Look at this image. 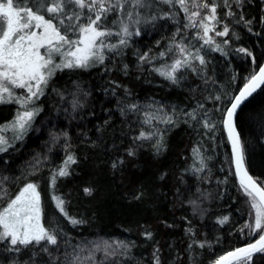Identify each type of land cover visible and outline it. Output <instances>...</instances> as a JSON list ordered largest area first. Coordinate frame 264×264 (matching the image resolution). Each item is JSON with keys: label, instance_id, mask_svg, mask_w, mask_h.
<instances>
[{"label": "trees", "instance_id": "trees-1", "mask_svg": "<svg viewBox=\"0 0 264 264\" xmlns=\"http://www.w3.org/2000/svg\"><path fill=\"white\" fill-rule=\"evenodd\" d=\"M229 3L234 17L225 15L228 8H218L221 23L229 27L222 52L192 40L178 5L160 4V14L179 15L142 20L140 35L125 38L118 54L107 49L103 64L57 71L35 100L40 111L22 138L13 137L0 152V211L26 184H36L41 223L58 243L47 245L48 252L37 246L19 254L0 244V264H156L157 257L159 264H214L258 237L244 227L253 224L254 209L235 176L223 118L264 59V0ZM241 15L252 23H236ZM182 36L189 51L200 48L206 65L191 59L174 84L157 69L181 55L175 44ZM133 104L137 108L130 110ZM16 109L13 102L0 103V124ZM205 112L213 130L204 127ZM236 127L245 165L264 187V85L242 104ZM141 132L159 135L136 139ZM157 140L164 145L159 153ZM129 149L135 156L127 155ZM69 155L76 163L60 177ZM53 197L65 201L67 216ZM69 218L82 222L74 225ZM251 264H264V254H254Z\"/></svg>", "mask_w": 264, "mask_h": 264}, {"label": "snow or ice", "instance_id": "snow-or-ice-1", "mask_svg": "<svg viewBox=\"0 0 264 264\" xmlns=\"http://www.w3.org/2000/svg\"><path fill=\"white\" fill-rule=\"evenodd\" d=\"M243 0H236L239 7ZM168 5L170 9L179 6L184 13L186 23L183 29L197 30L195 38L203 40L204 44L213 45L215 41L209 35L215 31L216 24L221 23L218 17V8L226 7L227 17H234L236 13L231 10L229 0H0V103L15 101L22 107L33 103L44 95V89L49 81L56 75L57 71L64 69H86L96 63L103 64L105 60L104 49L114 54L120 46L127 44L124 36H131L129 25L145 23L161 19H174L179 13L173 11L160 14L159 5ZM243 21L250 25L251 20H244L240 16L236 23ZM179 24V21H176ZM212 22V23H210ZM118 27L119 31L113 29ZM251 31V28L248 29ZM123 34V35H122ZM177 34H182L181 28H177ZM217 36H227L229 27L223 24L222 31H215ZM121 36L117 44H106L105 38L109 36ZM135 35H140L139 29ZM191 39V38H189ZM175 44V47L183 56L176 59L166 71L157 69L161 75L179 83L176 73L183 67H191L190 59L198 60L200 65H206V61L200 55V48H196L195 54L188 51V45L183 42ZM44 49V52H41ZM172 48H169L171 51ZM215 51L222 52L220 45L216 44ZM237 51L252 56L247 48ZM166 53H160L164 56ZM61 57L57 63L55 57ZM147 53L140 57L143 61ZM127 65H125V69ZM196 71L195 68L192 69ZM264 85V65L259 71L252 75L239 94L231 102L226 111V119L223 125L228 132L231 141L232 153L235 163V176L238 177L239 185L243 192L251 198V207L254 209V224H245L253 233L258 235L253 243L220 256L214 264H251L254 254H264V187L258 183L245 166L244 148L241 143L240 134L237 132L234 117L242 103L252 95L258 88ZM15 89L26 90V95H17ZM215 99H219L216 97ZM137 105L129 106L130 110L136 109ZM203 109L204 105L200 104ZM40 109L18 112L12 122L13 128H18L22 134L30 126V122L39 113ZM195 119L193 113H187ZM172 123L171 119L165 121ZM204 127L209 130L215 128L205 112ZM158 133L145 134L141 132L136 139H151ZM7 141L0 137V152H6ZM157 153L163 150L162 141L157 140L155 144ZM135 151L129 149L128 156H135ZM76 163L73 156L69 155L64 166L59 169L58 175L64 177L69 175L68 166ZM123 164V160L113 163ZM56 175L53 176V183ZM163 179V177H161ZM264 183V182H262ZM86 194H91L92 189L85 188ZM57 208L67 216L64 205L65 201L59 197H53ZM195 203V202H193ZM41 198L37 185L28 183L12 199L7 207L0 211V244H5V251L19 254L22 248L41 247L48 252L47 245H56L58 238L50 233L41 223ZM72 224L81 223L69 218ZM228 217H224L220 223H224ZM243 231V229H241ZM151 237V232L145 233ZM191 247V245H189ZM203 247V244H201ZM13 264H16L13 261ZM156 264H159L157 257Z\"/></svg>", "mask_w": 264, "mask_h": 264}, {"label": "rangeland", "instance_id": "rangeland-1", "mask_svg": "<svg viewBox=\"0 0 264 264\" xmlns=\"http://www.w3.org/2000/svg\"><path fill=\"white\" fill-rule=\"evenodd\" d=\"M212 23V22H210ZM223 24L224 23H218L216 24V28H215V31H222L223 30ZM138 29V24H131L129 25V31L131 32H136V30ZM114 31H119V28L116 27L113 29ZM196 31L197 30H194L192 29L191 33H192V40L195 41V42H199L200 44H204V41L203 40H198L195 38V34H196ZM215 31L213 32H210L209 35L213 38V40L215 41V44L213 45H210L211 47L215 48V45L218 44L220 46H223L225 43H226V40L224 39V36H217L215 34ZM123 35V34H122ZM128 36H124L123 38H127ZM115 39H117L118 41L121 39V36H109V37H106L105 38V43L106 44H113V42L115 41ZM192 42V41H191ZM207 45V44H206ZM191 44H188V48H190ZM107 50L104 49V52ZM189 51V49H188ZM195 50L194 49H190V52H192L193 54H195L194 52ZM41 52L43 53L44 52V49H41ZM56 59V62L59 63L60 62V59L61 57L57 56L55 57ZM176 59H183V56L180 55L178 56L177 58H175L169 65L165 66L164 67V70H168L170 68V66L172 65V63L176 60ZM191 60V59H190ZM15 93L17 95H26V90H23V89H15ZM13 103H15L17 109H16V114L14 115V117L12 119H10L9 121H5L3 123L0 124V137H2L4 140H6L8 143L7 145L10 143L11 139L14 137V138H17L19 135H21V133L19 132V129L18 128H13L12 127V122L15 120L18 112H23L25 110H29V111H32V110H35L37 109V107L35 106V101L33 103H29L28 105H26L25 107H22L20 104L16 103L15 101H13ZM5 145V147L7 146ZM25 187V186H24ZM23 187V188H24ZM22 188V189H23ZM21 189V190H22ZM20 192V191H19ZM15 198V197H14ZM13 198V199H14ZM11 201V200H10ZM7 207V206H6ZM5 208V207H4ZM3 208V209H4ZM2 209V210H3ZM1 210V211H2ZM253 224H254V221H253Z\"/></svg>", "mask_w": 264, "mask_h": 264}, {"label": "water", "instance_id": "water-1", "mask_svg": "<svg viewBox=\"0 0 264 264\" xmlns=\"http://www.w3.org/2000/svg\"><path fill=\"white\" fill-rule=\"evenodd\" d=\"M261 65H264V59H263L262 63L259 65V67H260ZM259 67H258V69L256 70V72H255L254 74H256V73L259 71ZM254 74H253V75H254ZM246 82H247V81H246ZM243 86H244V84L241 86V88H243ZM241 88H240V89H241ZM240 89H239L238 92L235 94V96L239 94ZM258 89H259V88H258ZM258 89H257V90H258ZM257 90H256V91H257ZM256 91H255V92H256ZM255 92H254V93H255ZM252 94H253V93H252ZM235 96H234V97H235ZM234 97H233V99H234ZM248 98H249V97H248ZM248 98H247V99H248ZM233 99L231 100V102L233 101ZM247 99H246V100H247ZM246 100H245V101H246ZM245 101H244V102H245ZM231 102L229 103L227 109L231 106ZM244 102H243V103H244ZM243 103H242V104H243ZM241 106H242V105H241ZM227 109H226V111H227ZM239 109H240V108H239ZM239 109H238V110H239ZM238 110H237V113H238ZM226 111H225V113H224V118H223V120L226 119ZM234 123L236 124V116L234 117ZM223 128H224V131H225V134H226V137H227V141H228V144H229L230 154H231V159H232V165H233V170H234V173H235V163H234V157H233V153H232L231 141H230L229 138H228V132H227V129H226V127H225L224 125H223ZM236 128H237V127H236ZM237 132H238V130H237ZM245 166H246V165H245ZM249 174H250V173H249ZM250 175H251V174H250ZM251 176H252V175H251ZM252 177H253V176H252ZM253 178H254V177H253ZM237 179H238V177H237ZM254 179H255V178H254ZM256 239H258V237H257ZM256 239H254V240L251 241L250 243H253ZM247 244H249V243L243 244V245L239 246L238 248L244 247V246H246ZM236 249H237V248H236ZM233 250H235V249H233ZM233 250H232V251H233ZM224 255H225V254H224Z\"/></svg>", "mask_w": 264, "mask_h": 264}]
</instances>
